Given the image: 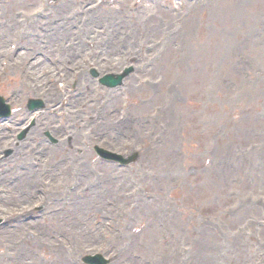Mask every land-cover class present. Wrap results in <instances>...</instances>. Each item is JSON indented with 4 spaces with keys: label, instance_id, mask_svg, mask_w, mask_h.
I'll return each mask as SVG.
<instances>
[{
    "label": "rangeland",
    "instance_id": "1",
    "mask_svg": "<svg viewBox=\"0 0 264 264\" xmlns=\"http://www.w3.org/2000/svg\"><path fill=\"white\" fill-rule=\"evenodd\" d=\"M41 1L26 3L12 0L11 4H3V20H8V35L10 38L14 34L21 36L22 45L29 53L23 52L19 60L20 65H24L21 67L24 69L23 75L8 66L5 77L0 76V95L11 105L15 118L24 115L21 110L26 112L27 98L33 99L36 90L47 107L39 115L34 128H31L34 133L29 132L25 134L24 141H18L23 146L21 160L16 161L14 150L6 146L19 126H13L9 133L0 128V185L7 191L5 199L0 202V208L6 210L3 215L11 216L10 210L20 213L23 208L40 204L29 216L40 219L18 226L13 231H0V264H57L60 260L62 264H77L81 256L97 252L100 245H107L104 255L110 259V264H264V0L149 2L154 3L151 5L153 10L148 8L151 23L160 25L156 26V34L151 36L155 41L154 50L149 49L144 55L134 52L136 46L132 44L135 34L146 38L143 25L148 21L142 19L141 25H135L130 21L132 13L129 7L140 2V10L146 3L142 0H106L110 7L121 8L115 15L117 19L129 21L126 29L130 35H125L127 41L124 47L118 49L116 62L110 58L108 62L101 60L97 65L95 55L103 53V47L96 49L91 58L83 54L81 46L75 64L72 65L75 54L63 63L57 53L65 52V41L53 43L56 53L47 56L49 61L42 59L46 70L53 73L63 69H66L65 73L73 69L117 72L130 57L134 61L132 65L139 69L127 79L142 87L140 93L143 100L137 96L129 99L131 96L125 94V85L117 89L114 104L116 114L107 115L106 109L100 114L101 118L96 120L100 127L95 131L91 129L94 141L84 136L89 121L84 119L83 123L81 114L71 113L69 107L58 112L59 107L52 105L51 99L59 95L55 85L61 81L57 77L53 81L44 78V73L38 72L35 65L40 62V55H44L40 48V45H44L41 42L44 37L41 29L48 27V30L56 31L59 26L65 35L70 36V41L79 34V11L95 0H76L71 4L72 0H55L46 9L45 22L43 18L36 17L44 12ZM110 7L101 5L97 14L102 15ZM23 16L28 18V23L23 21ZM70 16H73L72 22L69 21ZM36 20H39L40 28L32 26ZM56 22L59 24H54ZM102 25H97L96 29ZM29 27H32V32L27 30H31ZM126 29H122V33ZM165 31L172 32L169 39L164 41L165 50L157 51L160 44L156 43ZM93 33L92 25V36L87 34L95 42L110 38L107 34V37L94 39L96 35ZM0 40V51H3L7 45L4 39ZM17 50L22 48L18 47ZM157 53L164 54L163 59L156 62L152 69L141 71L139 67L151 62ZM167 54L170 56L167 57ZM185 56L193 60L184 63L182 57ZM137 58L140 60L137 61ZM173 60L177 63L171 65ZM158 66H170V69L165 73L158 72ZM80 78H77L76 87L72 90L76 92L72 96V109H78L84 100L93 97L89 87L94 83L87 75L84 78L89 94H83V98L77 95V91L82 89L81 85H84ZM161 80L167 84L162 91L156 92L153 84ZM145 81L149 83L143 85ZM101 92V99L108 98L105 95L108 91ZM124 98L131 105L130 116L125 120L129 123L128 127L119 123L117 115L124 105L129 109L128 101L123 102ZM142 101L145 107L142 106L141 113L144 114L140 117L139 129L138 116L134 118L132 115L134 111L138 112ZM102 118L107 122L113 119L120 124L122 131L117 132L102 125ZM0 124H3V120H0ZM75 129L81 130L75 135L78 138H74L79 151L67 156L66 148L60 147L55 150V156L54 149L47 145L53 147L46 140V133H51L66 146L72 144V140L64 141L63 131L68 130L73 136ZM37 138L40 144L44 142V152L39 151ZM155 138L160 141L155 143ZM81 139L83 143L98 144L121 154L133 150L139 159L132 169L114 172L94 160L89 147L88 151L80 150ZM28 143L38 145V148L28 150ZM70 144L67 145L69 149ZM8 152L9 155L6 154ZM50 156L53 160L46 162L45 159ZM80 159L95 171L89 179L80 181L81 185L99 188V192L91 191L93 204L87 202L83 208L74 205L82 201L80 197H73V192L71 195L67 193L69 187L75 186L69 179L73 170L71 167ZM43 161L50 165V170L44 167L46 165L42 166ZM37 165L39 167H35ZM29 170L35 174L24 185L23 180ZM148 173H151V178H148ZM118 175L120 178L125 175V178L114 183L113 179ZM128 180L132 181L133 186ZM141 188L146 190V195L141 196ZM133 189L141 195L131 200L124 199L122 194H132ZM102 196V205L97 206L95 201ZM122 198L127 212L135 204L133 225L136 222L143 225V238L140 240L135 235L136 239L132 241L129 227L119 238H116L117 234L103 238L99 235L96 238L95 235L91 237L93 243L90 238H84V228L89 223L92 225L91 222H97L98 217L100 222L96 227L111 223L104 211L108 208L112 213V210L106 204ZM38 200L42 202L35 203ZM65 205L68 208L65 207L64 212ZM49 211L55 213L49 219H42V214ZM121 211L124 212V209ZM91 214L95 215L93 220ZM0 221H3L1 217ZM35 222L38 223L31 226ZM135 229L137 232L138 228ZM83 239L90 241V247L79 245ZM70 243L77 248L75 254L69 252L67 244ZM115 243L119 246H115ZM108 251L113 253L112 258L108 256ZM113 251L118 252L117 257ZM116 258L119 259L118 263Z\"/></svg>",
    "mask_w": 264,
    "mask_h": 264
},
{
    "label": "bare ground",
    "instance_id": "2",
    "mask_svg": "<svg viewBox=\"0 0 264 264\" xmlns=\"http://www.w3.org/2000/svg\"><path fill=\"white\" fill-rule=\"evenodd\" d=\"M75 1L76 0H72L70 2V4L75 2ZM149 7L151 8L152 6L151 5L143 6L139 11H137V13L135 15H133L131 17L130 21H132L135 25H137V24L141 25L140 21L142 19L148 21L147 22L148 24H144L143 25V27H145V33H146V39L145 40L147 41L148 44L152 45L153 44V39L151 38V36L156 34V26L160 25V24L153 23L154 24L153 25L151 23L152 19L149 17V11H148ZM68 9L70 10L71 8L69 7ZM120 9H121L120 7H111L110 9L106 10L107 12H102L103 13L102 15L94 14V16L98 15V17H99L98 21L93 23L94 27H96L99 24H107V22H108L110 24V29H111L107 33V34L110 35V38H108L107 41H102L101 45L96 46L95 48H92L93 51H96V49H99V47L102 46L104 48V50H105V52L101 56H97L96 57L97 60L95 59L96 60L95 64H97V65H99L101 60H105V61L108 62L110 58L112 59L113 62H116L117 61L116 53H117L118 49L120 50L121 47H124L125 44H126V43H123L121 41V39H120L121 37L120 36H124L125 34H127L126 27H127V23H129V21H123L122 18L121 19H117V17L115 15H116V13L119 12L118 10H120ZM151 9L153 10V8H151ZM168 18H169V16H168ZM116 26H119V27H116ZM122 29L123 30L126 29V31L124 33H122L123 32ZM61 34H62L61 32H58L57 36H59ZM117 36L119 38H117ZM82 37H83V39H84V41L86 43V46L90 45L89 38L86 37L85 34H82ZM148 37H150V38H148ZM55 39H56V37H54L53 35H50L48 39H47V37H46V39H43V41H45V46H43L41 49L42 50H46L47 52L52 51L53 50V45H54L53 43H55ZM84 41L81 40V43L78 46L73 47L70 50H67V52H69V53L79 52L80 48H81V45H83V46L85 45ZM171 55H175V54H171ZM19 56H17L18 60H21L22 58H19ZM169 56H170V54H167V57H169ZM192 60H193V58L189 57V56L182 57V61L184 63H190ZM39 61L40 62L36 63V65H35L36 66V70L38 69V72H43L44 73V78H47L48 80H53V77H54L53 72L50 71L49 69L46 70V65L44 63H42L41 59H39ZM63 61L66 62V59H64ZM165 62H167V59L165 60ZM176 63H177V61L173 60L171 65L172 64H176ZM67 66H69V65H67ZM170 66H168V67H165V66L159 67L158 66L159 68L157 67V70H158V72L165 73L166 71H168L170 69ZM42 69H44V70L42 71ZM150 73H152V72L150 71ZM166 84L167 83H165L164 80H161L159 83L154 82V84H153L154 90L156 92L162 91ZM123 85H125L126 89L131 94L132 97L137 96L139 98V100H143L142 93H140L142 91V87L138 86L137 83H133L132 84V82H130L129 79H124L123 80ZM85 90H86V93L89 94L88 88H85ZM89 90L93 92L92 96L96 97L95 98L96 100H95V102L93 104H88L90 107H88V109L86 111V116H87V119L89 120V128L95 131V130H97L100 127V125H98L97 122H95V118L99 117L97 115V113L99 112V107L97 106V102L101 98L99 96V90L98 89H94V87L91 86V87H89ZM170 91L173 93L172 90H170ZM112 92H114L113 95H112ZM101 93H104V92H101ZM109 93L105 92L106 97H108L110 99L112 98L113 100H112V102L110 101L108 103V107L106 108V112H107V115H111L112 114L111 116H115L116 111H115L114 104H115V98L117 97V93H116V90H112ZM66 99L69 101L71 99V97L67 96ZM58 100H60V99H58ZM144 103H145L144 101H142L141 104L139 103L138 112L134 111V113L132 115V117H134V118L138 116L137 119H139V121H137V122H139V123H138L137 127L139 129L141 128L140 117L144 114V112L141 113V111H143L142 110V106L145 107ZM105 121H104V118H102V120H101V123H103L102 125L110 127L114 131H117V132L118 131H122V128L119 127L120 124H116L113 119L111 121H109V122H107V121L105 122ZM122 126L123 127H128L129 126L128 121H126L124 124L122 123ZM144 130H145V128L143 127V135H145V131ZM30 133L33 134L34 131H31ZM138 134H139V131H138ZM36 142L39 145V151L43 152L45 148H44V146L42 144H40L38 142V138L36 139ZM30 147H31V145H28V148H30ZM21 148H22V146L19 149L17 148L15 150V156L17 157V159H20V157H21V154H22V151H23V148H22V150H21ZM71 149L74 152L77 150V145H76L75 142L72 143ZM32 152H34V150ZM76 163H78V164H76L74 166V168L76 167L75 170H77L80 173V178H78L77 181H76L77 188H76V190L74 192V196L75 197H77V196L80 197V199L82 201L81 202H76L75 201L76 203H74V205L78 206V208H83V207H86L87 202L93 204V199L91 198V195H92L91 188L88 189L86 191L85 195L83 196L82 185H81L80 181H82V182L86 181L87 179H89L91 176H93L95 174V171L92 170L91 167H87L82 162L81 159L79 160V162L76 161ZM66 165H67V163H66ZM86 173H87V175H86ZM33 174L34 173L32 171L27 173L26 178L23 180L24 185H27L32 180ZM89 174H91V175H89ZM83 175H86V176L83 178ZM92 190L95 191V192H99V188H93ZM101 198H103V196L98 198V200L95 201V204L97 206H101L102 205V203L100 202ZM90 225L91 224H87V226L83 230V233L85 235L84 238H90V241L93 243V239L91 237L94 238V236L96 235V238H97L98 235L99 236L101 235L102 230L99 229V228H91ZM90 241H85L83 239L82 241H80V244H82L83 247H88V246H90V244H89ZM115 246H119V245L115 243ZM57 264H62L61 260L58 261Z\"/></svg>",
    "mask_w": 264,
    "mask_h": 264
}]
</instances>
